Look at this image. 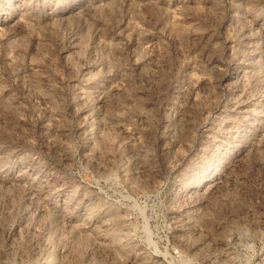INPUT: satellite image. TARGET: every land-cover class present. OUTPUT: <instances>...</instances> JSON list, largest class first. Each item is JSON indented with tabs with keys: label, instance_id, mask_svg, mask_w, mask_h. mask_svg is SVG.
<instances>
[{
	"label": "rangeland",
	"instance_id": "rangeland-1",
	"mask_svg": "<svg viewBox=\"0 0 264 264\" xmlns=\"http://www.w3.org/2000/svg\"><path fill=\"white\" fill-rule=\"evenodd\" d=\"M189 212L264 241V0H0V264H167Z\"/></svg>",
	"mask_w": 264,
	"mask_h": 264
},
{
	"label": "built area",
	"instance_id": "built-area-1",
	"mask_svg": "<svg viewBox=\"0 0 264 264\" xmlns=\"http://www.w3.org/2000/svg\"><path fill=\"white\" fill-rule=\"evenodd\" d=\"M198 214L189 212L183 233L188 241L194 242L183 249L180 245H165L157 255L167 264H264V241L257 251V238L246 233L241 244L243 255L236 258V218L225 228L226 236L217 241L209 239L210 226L207 216L198 219ZM218 227V224H217ZM182 229V223L177 230ZM198 239V240H197ZM259 242L261 240L259 239ZM166 257L168 259H166Z\"/></svg>",
	"mask_w": 264,
	"mask_h": 264
}]
</instances>
